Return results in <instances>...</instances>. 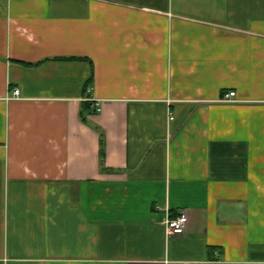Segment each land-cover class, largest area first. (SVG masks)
Returning a JSON list of instances; mask_svg holds the SVG:
<instances>
[{
  "label": "crops",
  "instance_id": "obj_1",
  "mask_svg": "<svg viewBox=\"0 0 264 264\" xmlns=\"http://www.w3.org/2000/svg\"><path fill=\"white\" fill-rule=\"evenodd\" d=\"M0 264H264V0H0Z\"/></svg>",
  "mask_w": 264,
  "mask_h": 264
},
{
  "label": "built area",
  "instance_id": "obj_2",
  "mask_svg": "<svg viewBox=\"0 0 264 264\" xmlns=\"http://www.w3.org/2000/svg\"><path fill=\"white\" fill-rule=\"evenodd\" d=\"M88 91H91L88 89ZM235 95L234 91L229 92L226 95V100L229 101L231 100V97ZM12 97H18L19 96V90L14 89L11 94ZM102 107L100 102L95 103V112L96 113H101ZM167 229L169 234H183L186 230L187 223H188V216L186 213H181L179 215H175L172 217H168L165 220Z\"/></svg>",
  "mask_w": 264,
  "mask_h": 264
}]
</instances>
